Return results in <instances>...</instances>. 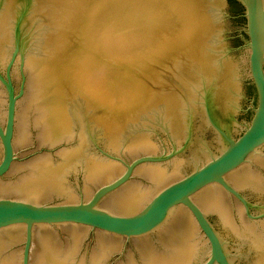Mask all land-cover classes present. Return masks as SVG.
<instances>
[{
  "label": "water",
  "instance_id": "1",
  "mask_svg": "<svg viewBox=\"0 0 264 264\" xmlns=\"http://www.w3.org/2000/svg\"><path fill=\"white\" fill-rule=\"evenodd\" d=\"M234 1L0 0V264H264V0Z\"/></svg>",
  "mask_w": 264,
  "mask_h": 264
},
{
  "label": "flooded vegetation",
  "instance_id": "2",
  "mask_svg": "<svg viewBox=\"0 0 264 264\" xmlns=\"http://www.w3.org/2000/svg\"><path fill=\"white\" fill-rule=\"evenodd\" d=\"M241 8H242V7H241ZM241 11H242V10H241ZM240 15L243 16L242 13H241Z\"/></svg>",
  "mask_w": 264,
  "mask_h": 264
},
{
  "label": "trees",
  "instance_id": "3",
  "mask_svg": "<svg viewBox=\"0 0 264 264\" xmlns=\"http://www.w3.org/2000/svg\"><path fill=\"white\" fill-rule=\"evenodd\" d=\"M231 1L235 2L234 0H231ZM241 10H243V9H241Z\"/></svg>",
  "mask_w": 264,
  "mask_h": 264
}]
</instances>
